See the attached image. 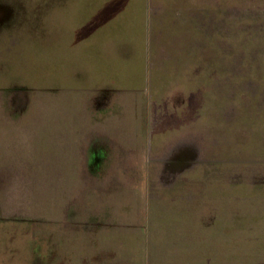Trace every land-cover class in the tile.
<instances>
[{
  "label": "rangeland",
  "instance_id": "374dc122",
  "mask_svg": "<svg viewBox=\"0 0 264 264\" xmlns=\"http://www.w3.org/2000/svg\"><path fill=\"white\" fill-rule=\"evenodd\" d=\"M44 1L0 0V17L13 12L14 19L0 28V264H42L47 237L62 241L66 260L75 251L84 264L85 236L105 230L144 234L145 264H264V0H151L146 88L135 110L141 122H123L115 99V85L127 82L122 63L100 113L121 115L109 114L103 125L113 139L126 141L119 155L139 139L141 157L127 162L102 154L96 169L89 167L96 172L92 195L81 193L74 209L60 200L78 168L66 147L75 152L73 139L96 128L98 113L82 112L84 93L75 103L50 99L46 108ZM127 52L123 44L120 59ZM83 81L63 74L49 88L89 86ZM46 132L56 151L48 154L49 171L42 154ZM175 185L180 191H170ZM50 200L57 205L49 208ZM64 214L61 225L51 224L53 215ZM114 239L108 248L118 254L133 247L131 237ZM121 255L114 263L127 264Z\"/></svg>",
  "mask_w": 264,
  "mask_h": 264
},
{
  "label": "crops",
  "instance_id": "0c3cea01",
  "mask_svg": "<svg viewBox=\"0 0 264 264\" xmlns=\"http://www.w3.org/2000/svg\"><path fill=\"white\" fill-rule=\"evenodd\" d=\"M50 1L45 0L43 4L45 23L42 34V90L45 104L47 105L46 108L50 104V99L57 102L56 105H61L58 102L62 100L68 104L72 101L75 103L76 96L84 93L83 97L80 98V107H83L84 110L81 111L91 118L93 117L91 113H98V118L96 117L94 119L96 128L94 127L92 130L87 127L88 134H85L83 139L81 137L82 133L75 139L71 138L74 142L75 152L70 151L66 147L67 151H69L68 156H72L74 160L73 165L76 163L78 168H75L76 172L75 169H72L71 174L75 181L72 180L70 182L71 185L69 184L70 187L67 186L64 191L60 192L61 196H64V199L60 200L64 208L66 206L68 209L69 207L70 209H74L76 208L75 202L77 200L79 201V197L82 195L81 193L89 192L92 195L91 191L95 184L94 177L96 176V172L95 170L91 171L90 168L93 169L95 167L96 169L101 158H104L102 154H107V160L117 155V159L120 156V159L125 157L127 162L134 161L136 157H141V140L139 139L131 143L129 140V144L125 145L128 153L119 155V147H121V144H125L126 141L113 139L111 133H107L103 129V125L107 126L106 122L110 120L109 114L112 115V119L114 120L120 119L121 115L117 116V114L114 115L109 112H106L105 115H100V113L111 102L112 94L115 90L113 87L108 89V83H112L113 85L114 81L119 78L117 68L119 63H122V70L123 65H125L126 69L125 73L122 74V78L126 79L127 82L121 84L122 87L115 85L118 87L116 90L120 91V93L115 94V99H121L123 122H128L129 118H133L131 119L133 122L132 126H136V124L139 126L141 122L140 116H138L139 119L136 118L135 110L141 104V97L138 98V94L145 92L146 88L144 81L145 66L147 63L146 47L148 48L147 35L151 32L149 21V13L152 10L151 0H57V4L55 2L51 3ZM62 1H66V3L63 4ZM63 5L65 6L64 9H62ZM136 12H138L137 16ZM125 37L128 38V42H124ZM123 44H127L128 56L126 60L123 58L120 59L123 55ZM136 56H142L144 59L142 74L141 60L136 62ZM51 58H53L52 61ZM129 58L132 60L130 61ZM134 63L139 66L137 74ZM63 71L65 72L63 73ZM79 73L80 76L78 75ZM63 74L78 81L84 80L83 82L86 84L89 81V86H60L50 89V80L55 79L60 81ZM125 97H133V99L129 101ZM124 108L125 112L123 111ZM87 124H90V127L93 126L90 120H87ZM46 126L48 127V124ZM122 126L126 127L124 124ZM127 127H129L128 124ZM51 140L48 139V133L46 132V141L42 143V154L46 162V167L44 168L48 171L50 169L49 160L51 157L48 154H55L56 152L54 150L53 140L52 142ZM63 140L67 142V139ZM82 153H84V157H82ZM95 157L99 160L91 166ZM81 160L84 162L81 163ZM79 173L86 177L85 181ZM81 184L82 188H86L83 191L80 190ZM178 186L175 185L170 191H180V189L176 190ZM132 190L134 191L135 189L132 188ZM104 199H107V197ZM85 200L100 204L95 199H92L91 196L85 197ZM54 204L57 205V200H50L49 208L50 206L53 207ZM100 206L102 207L103 205L100 204ZM48 214L50 216L49 212ZM56 218L57 215L52 216L55 222H51V224H56L55 226L65 220V214L61 218ZM105 219L107 220L108 218ZM105 219H103L104 222H109L105 221ZM120 235H126L134 240L130 243V246L132 245L133 247H125L122 255L118 254L119 250H116V253L114 249L108 248L110 243L115 244L114 238L116 236L120 237ZM141 235L142 233L135 235L133 232L129 234H124L123 232V234L115 235L114 233L106 232V230L103 232H88V236H85V239L88 241L86 246L89 257L83 263L116 264L117 262L114 263V257L121 255V261L123 263L125 257L127 264H145L143 260V255L146 252L144 248V234L142 235V240ZM53 240H51V237L43 238L42 264H79L80 259L77 258L75 251H73L74 256L69 255L68 260H66L61 255L62 241L57 240L55 237ZM51 245L55 246L54 249L56 251H51L48 247ZM153 250L150 249V255ZM169 251H172V249H169ZM62 258H64L63 261Z\"/></svg>",
  "mask_w": 264,
  "mask_h": 264
},
{
  "label": "flooded vegetation",
  "instance_id": "af4514ba",
  "mask_svg": "<svg viewBox=\"0 0 264 264\" xmlns=\"http://www.w3.org/2000/svg\"><path fill=\"white\" fill-rule=\"evenodd\" d=\"M12 15H13V12L10 14V15H7V16H9V17H11L10 19L8 18V17H6V18H1L0 17V28H2L3 26H6V24L8 23V24H11L13 21H14V19L12 18ZM9 19V20H8ZM41 62H42V74H43V60H41ZM168 156H170V158H173L172 157V152H170V153H168ZM166 158V157H165ZM99 159H97V157H95L94 159H93V162L91 163V166L92 165H94L95 164V162H97ZM165 164V167L167 166V164H166V162L164 163ZM166 168H164V170H165ZM171 172V171H170Z\"/></svg>",
  "mask_w": 264,
  "mask_h": 264
}]
</instances>
